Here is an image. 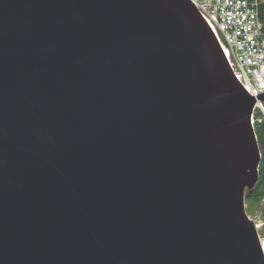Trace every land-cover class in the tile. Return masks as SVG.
Segmentation results:
<instances>
[{"label": "water", "instance_id": "1", "mask_svg": "<svg viewBox=\"0 0 264 264\" xmlns=\"http://www.w3.org/2000/svg\"><path fill=\"white\" fill-rule=\"evenodd\" d=\"M257 99L191 0H0V264H264Z\"/></svg>", "mask_w": 264, "mask_h": 264}, {"label": "built area", "instance_id": "2", "mask_svg": "<svg viewBox=\"0 0 264 264\" xmlns=\"http://www.w3.org/2000/svg\"><path fill=\"white\" fill-rule=\"evenodd\" d=\"M216 35L235 77L245 90L264 93V0H191ZM264 118V101L257 99L252 124ZM258 230V228H257ZM264 251V233L258 230Z\"/></svg>", "mask_w": 264, "mask_h": 264}, {"label": "trees", "instance_id": "3", "mask_svg": "<svg viewBox=\"0 0 264 264\" xmlns=\"http://www.w3.org/2000/svg\"><path fill=\"white\" fill-rule=\"evenodd\" d=\"M261 17L264 19V4L261 6ZM261 116V114H258ZM256 131L258 135V141L261 146V152H262V160L259 167L260 170V176L258 184L256 185L255 189L253 191H247L246 201L260 197L263 195L264 192V118L262 121L256 123Z\"/></svg>", "mask_w": 264, "mask_h": 264}, {"label": "rangeland", "instance_id": "4", "mask_svg": "<svg viewBox=\"0 0 264 264\" xmlns=\"http://www.w3.org/2000/svg\"><path fill=\"white\" fill-rule=\"evenodd\" d=\"M257 117L259 119L261 117L263 118L262 115L261 116L258 115ZM257 122H260V120H257L256 123ZM256 123H255V125H256ZM255 128H256V126H255ZM256 133H257V131H256ZM260 148H261V146H260ZM246 209H247L249 216L254 220L258 230L262 231V233H264V192H263L262 196L252 198V199L246 201Z\"/></svg>", "mask_w": 264, "mask_h": 264}]
</instances>
